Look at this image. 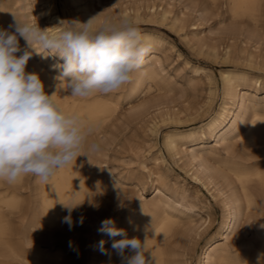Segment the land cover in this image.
Segmentation results:
<instances>
[{
    "label": "bare ground",
    "instance_id": "bare-ground-1",
    "mask_svg": "<svg viewBox=\"0 0 264 264\" xmlns=\"http://www.w3.org/2000/svg\"><path fill=\"white\" fill-rule=\"evenodd\" d=\"M71 1L73 3L80 2V0ZM156 1L148 0L146 8L152 17L158 16L159 20L164 23L171 16L169 15L171 11L168 7H161L157 12ZM159 1L165 2V0ZM17 2L19 0H0V29H8V26L14 22V16L20 19L16 11ZM226 4L230 6L232 17L236 20L248 17L256 21L264 8V0H226ZM75 7L78 11L75 13L81 22L87 23L89 19L94 17H96L95 25L102 22L101 18L88 9L86 5L77 4ZM50 9L45 10L48 13L46 28L49 32L58 33L64 28L62 27V19L58 13H50ZM133 12L138 18L141 15L140 7L133 8ZM122 13L124 18H130L131 9L126 8ZM182 15L183 12L180 11L174 18L170 19L171 21L169 20V22H173H168L172 29L181 20ZM10 31H14V28ZM143 36L151 41L152 51L130 84L122 87L127 99L141 93H145L147 96L154 88L160 90L156 81L159 75L158 70L164 71L162 67L164 59L159 54L155 44H169L173 50L177 51L179 59L183 60L192 70L206 73L210 83H212V74L207 68L199 64H192L191 60L176 49L173 41L160 35L145 34ZM18 41L21 51L16 53L17 56L22 55L24 50L32 52L25 71L39 74L45 85V92L49 95L55 93L58 104L66 112L77 113L88 124L94 125V130L88 137V144L99 143L102 150L104 139L102 140L101 135L106 131L105 125L115 116V113H118L117 109L120 110L117 97H106L100 93H94L86 98L72 96L67 82L63 78H59L64 61L53 52L38 45H33V49H29L27 42L19 35ZM202 44V48H204L206 44L204 42ZM224 49V59H231L233 54L231 45L228 43ZM243 52L245 53V51ZM206 53L208 56H219L218 47L211 45L207 48ZM247 60L254 62L252 58ZM220 75L222 93L215 112L199 126L190 127L187 130L166 131L163 134V144L173 158L185 160L194 179L202 181L207 188L209 184H214L212 194L215 199L223 195L221 205L224 208V213L217 231L218 239L213 235L207 238L202 253L204 255L203 264H256L257 255L264 252V230L258 233V240L255 243H241L242 249L239 253L231 251L227 242L237 214H243L244 210L247 215L257 205L264 207V97L259 96V93L264 91V79L260 76L238 74L232 70H223ZM250 83H256L258 86L251 88L249 87ZM145 89L146 91H144ZM207 97L198 112L206 110L211 104L214 97L213 89H210ZM142 107L148 112L151 108H155L156 114L166 122L181 120V114L184 112L181 109L171 110L165 101L157 97L144 100ZM156 117L152 118V123L149 126V131L154 137L158 136L159 121L156 120ZM183 140L189 143L184 149L182 148ZM211 140L216 141L220 148L225 151L231 148V142L234 141V144L237 145L233 147V159L226 164V170L230 175H227L226 178L234 177L228 183L227 193L222 192V189L218 187L209 165L210 153L216 151V148L209 145ZM108 144L110 145V143ZM84 154L82 153L77 160H73L71 164L57 171L47 183L41 182L36 177L40 189L39 210L32 219L30 218L29 224L34 227L38 223L42 225L46 223L50 228L55 229V235L46 236L45 240L54 247V251L51 250L53 254L44 258L38 255L39 249L42 248L39 241L35 242L34 237L26 241L27 245L35 242L34 247L37 251L34 254L36 256L30 259L33 264H121V257L111 248L112 240L106 234L98 231L101 222L108 218L114 220L117 228L125 229L129 238L137 237L142 241L147 238L145 254L147 259H151L152 255L155 258V264H177L172 256V244L180 243L182 236L188 231H195L194 228L197 226H191L189 222L192 218L191 213L195 212L196 207L186 201L184 195L172 192L160 175L152 178L153 173L149 171L152 181L151 192L153 193L151 201L147 202L146 195H144V201L140 205H135L125 212L117 209V207H98L94 210L87 206L82 209V211L85 210L82 212L79 209L85 201L91 198L93 183L96 181L94 174H90L83 164V157H87ZM216 172H219L218 169ZM23 179L24 177L20 181L10 184V191L1 199V203L12 211L20 208L23 203L18 189V185L22 184ZM2 184L4 183L0 181V185ZM140 190L143 191L144 188ZM142 193L144 194V192ZM63 204L77 206L72 211L74 226L71 230L63 222V218L68 215ZM1 209L0 206V248H2L0 256L8 259L7 264H13L12 262L16 259L27 258L22 254L27 250L22 245L3 240L7 221L4 220ZM82 214H86L87 219L83 220L81 225L78 221ZM120 238L116 237V239ZM101 240L105 241L104 247L108 252L107 255L99 250V241ZM70 241L72 242L71 248L69 247ZM125 253L126 255L132 254L128 250H125ZM186 263L189 264V260Z\"/></svg>",
    "mask_w": 264,
    "mask_h": 264
},
{
    "label": "rangeland",
    "instance_id": "rangeland-1",
    "mask_svg": "<svg viewBox=\"0 0 264 264\" xmlns=\"http://www.w3.org/2000/svg\"><path fill=\"white\" fill-rule=\"evenodd\" d=\"M147 1L80 0L78 3H73L71 0H49V2L48 0H19L16 3V11L20 19H26L32 24L37 23L41 30H45L48 25V13L45 10L50 8V13L59 14L64 28L68 27V22L84 23L78 19V11L75 7L77 4L86 5L101 18L102 22L95 25L97 27L108 18L116 20L124 18L122 12L128 8L131 9L130 19L139 27L142 35L153 34L168 38L173 41L177 50L191 60L192 64L202 65L212 74L213 80L210 83L206 73L192 70L179 59L177 51L173 50L169 44H155L164 59L162 64L164 71L158 70L159 75L156 81L160 90L154 88L148 94L149 97L141 93L131 99H127L122 88L109 94L100 93L106 97H117L120 110L118 108V113H115V116L107 123L109 126L105 125L106 131L101 135L102 140L104 139L101 152H87V157H83L84 166L90 174H94L96 181L93 183L92 191L94 198L91 196L92 199L85 201L86 204L83 203L79 209L82 211L86 206L94 210L98 207H117L125 212L135 205H140L144 201V195L147 202L151 201L153 199L152 181L149 176L151 171L152 178L160 175L172 192L184 195L186 201L196 207L195 212L191 213L192 218L189 223L197 227L194 228L195 231L190 230L184 234L180 243L172 244L173 259L177 261V264H187V260L189 264H203L202 253L207 238L212 235L217 238L218 227L224 213L221 205L223 195L215 199L212 194L213 183L207 188L202 181L194 179L185 160L173 158L163 144V134L168 130H187L190 127L199 126L215 112L222 93L220 73L223 70L260 76L264 79V8L256 21L248 17L236 20L232 17L226 0H165L163 3L157 0V12L161 7H168L171 11L169 19L163 23L158 16H151L146 8ZM137 6L140 7L141 14L138 18L133 12V8ZM180 11L183 12L182 18L172 29L169 23L173 22L169 20ZM203 42L206 44L204 48H202ZM228 43L231 45L233 54L231 59L226 60L223 52ZM211 45L218 47L219 56H208L207 48ZM251 58L254 60L253 63L247 60ZM257 86L256 83L249 84L251 88ZM210 89L214 92L211 104L206 110L198 112L208 98ZM259 96L264 97V91H261ZM156 97L165 101L171 110H183L182 119L166 122L156 114L155 108H151L148 112L142 107L144 100ZM155 116L159 121L158 138L149 131L152 118ZM182 143L183 149L189 144L186 140ZM230 144L231 148L225 151L216 141H209V145L216 148L215 152L210 153L209 165L218 187L224 193L228 192V183L234 179L233 176L226 178L229 175L226 164L233 159V147L236 145L234 141ZM216 169L219 172H216ZM2 183L4 184L0 185V206L4 220L7 221L3 240L22 245L27 250L22 253L27 258H19L12 263L33 264L30 259L36 256L34 252L37 249L34 246L38 241L41 243L40 246L42 245L38 253L40 257L44 258L53 254L51 250L54 251V247L45 239L51 235L54 236L55 229L50 228L46 223L43 225L38 223L34 227L29 224L39 210L40 189L37 178L31 174L27 175L22 184L18 185L23 203L20 208L13 211L1 203V199L10 191V184L5 181ZM141 188L144 190L141 191ZM85 215L82 214L83 220L87 219ZM232 227L227 243L231 251L239 253L242 249L241 243L253 244L258 240V233L263 232L264 207L257 205L247 215L243 210V214H237ZM31 237L36 240L33 244L27 245L26 241ZM1 251L2 248L0 253ZM7 261L8 259L0 256V264H7Z\"/></svg>",
    "mask_w": 264,
    "mask_h": 264
},
{
    "label": "clouds",
    "instance_id": "clouds-1",
    "mask_svg": "<svg viewBox=\"0 0 264 264\" xmlns=\"http://www.w3.org/2000/svg\"><path fill=\"white\" fill-rule=\"evenodd\" d=\"M95 19L68 22V27L53 33L14 16L8 29H0V181L13 184L31 174L47 183L82 153L101 150L99 143L88 144L94 125L77 113L66 112L55 93L45 92L39 74L25 71L32 52L16 55L21 51L19 35L29 49L38 45L64 61L59 78L67 82L72 96L116 92L142 68L152 43L130 18H108L98 27ZM64 206L68 215L63 222L71 230L77 206ZM78 223L83 224V217ZM98 231L112 240L111 248L121 257V264H155L152 255L151 259L145 255L147 238H129L111 218L103 220ZM104 245V240L99 241V250L107 255ZM125 250L132 254L126 255ZM256 264H264V252L257 255Z\"/></svg>",
    "mask_w": 264,
    "mask_h": 264
}]
</instances>
